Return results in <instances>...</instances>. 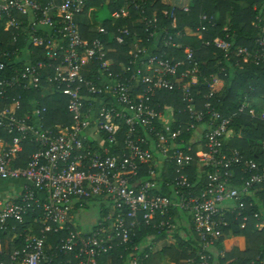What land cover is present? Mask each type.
Here are the masks:
<instances>
[{
	"label": "built area",
	"instance_id": "2783aa9c",
	"mask_svg": "<svg viewBox=\"0 0 264 264\" xmlns=\"http://www.w3.org/2000/svg\"><path fill=\"white\" fill-rule=\"evenodd\" d=\"M46 1L0 0V23L10 35L0 45V181L25 184L17 199L0 203V231L8 221L22 223L34 212L41 214L42 225L39 236L28 235L25 247L11 254L8 264H109L114 246L128 243L140 222L149 226L156 217H165L154 227L173 230L172 208L187 216L203 252L211 251L227 229L245 230L251 224L263 230L264 166L227 146L235 137L230 125L236 117L264 121V99L259 115L248 99L225 114L215 107L222 95L216 88L222 82L218 76L206 81V95L194 93L200 72L191 49L183 48L182 60L165 56L167 49L182 48L174 37H194L224 52L225 61L239 59L234 67L264 68V34L249 51L232 48L227 27L222 28L225 39H202L206 25H216L215 16L201 15L197 27L174 37L150 21L145 31L155 37L154 50L141 47L133 35L129 59L114 72L109 56L114 50L105 28H94L91 41L80 35L75 18L83 12L84 0ZM175 8L188 12V7L177 6L164 12L173 27ZM127 15L122 8L111 19ZM259 22L264 23V16ZM24 32L28 45L41 50L36 62L31 61L33 52L24 49ZM117 32L131 36L127 30ZM114 40L123 42L119 36ZM161 91L180 93L183 109L177 115L172 107L155 102ZM29 92L39 93V99L24 104ZM55 95L67 100L69 124L46 125L48 110L40 100ZM25 145L35 150L24 162ZM166 163L173 165L171 181ZM192 164L197 167L194 183L189 179ZM144 169L148 180L140 178ZM160 174L166 176L162 185L170 195L158 193ZM95 200L109 206V212L95 229L85 231L74 220ZM60 232L66 234L56 247L61 254H46L47 236ZM152 249L134 246L128 264L148 262ZM60 255L70 258L62 261ZM208 259L202 255L197 264H208Z\"/></svg>",
	"mask_w": 264,
	"mask_h": 264
},
{
	"label": "trees",
	"instance_id": "16d2710c",
	"mask_svg": "<svg viewBox=\"0 0 264 264\" xmlns=\"http://www.w3.org/2000/svg\"><path fill=\"white\" fill-rule=\"evenodd\" d=\"M45 3L46 0H40ZM58 3L62 0H56ZM83 12L78 15L75 20L82 17L90 9H93L94 21H99V13L105 10L107 18L100 21V24L105 28L108 36L109 47L114 49V53L110 54V58L117 64L127 62L129 46L133 43V37L138 36L140 46L146 47L149 51H153L155 37H149L145 31L149 26V22L155 21L154 26L167 30L169 36L174 37L177 32L184 29H194L199 25V17L215 16L217 17L216 25L210 27L206 25L207 32L203 33L202 39L212 42L216 37L225 39V33L222 32L223 27H227L232 48L241 46L246 47L249 51L254 50V42L260 34H264V23L259 22L264 16V0H191L188 6V12H183L175 8V22L174 27L172 21L164 15V12H169L174 6L171 0H84ZM126 8L128 15L118 19H111V15ZM76 22V21H75ZM3 24L0 23V45H4L10 38L8 33L3 32ZM86 28L80 29V35L84 41H91L96 37L95 33L88 31ZM118 30H127L130 37H124L118 34ZM164 32V31H163ZM134 35V36H133ZM183 35V34H182ZM122 38V43L119 45L115 42L116 37ZM28 36L24 32V49L28 52H33L32 61L36 62L39 59L41 50L29 46L26 41ZM114 38V39H113ZM173 41L180 43L182 48L180 50L167 49L166 58L174 57L175 61L182 60L185 56L184 47H188L194 53V58L199 64L198 84L193 87V91L200 92L201 95H206L209 92V86L206 81L211 82V77L218 76L223 83L222 90L218 93L220 95V105H215L216 109L223 111L225 114L234 112L236 107L241 105L245 100L262 98L264 99V68L254 66L253 64H239L234 67L235 61H239L235 57H231L227 61L224 59V52L216 49L213 45L205 47L201 40L194 37L180 36L173 38ZM19 45H23V41H19ZM18 45V46H19ZM142 55V54H140ZM240 62V61H239ZM230 65V66H229ZM117 72V66L113 68ZM24 104L32 99H39L37 92L26 93ZM156 103L160 107H172L174 113L177 115L179 110L183 109L181 96L178 91L167 92L161 91L154 97ZM247 100V101H248ZM41 104L48 110L46 114V125L54 124H69L70 118L66 112V98L55 95L49 99L40 100ZM26 106V105H24ZM252 105L250 104V107ZM29 110V107L24 110ZM257 115H259V108H253ZM175 124L170 126L171 129ZM234 133V138L228 142L227 148L237 149L246 158L253 159L255 162L264 166V121L258 119H251L249 116H239L233 120L230 125ZM186 139L187 136L185 135ZM35 150V147L30 145L24 146V152L21 155L24 162L28 155ZM166 165H168L166 163ZM168 181L173 179V165L169 164ZM172 172V173H171ZM161 175V174H160ZM159 185L162 187L159 190L160 195H170V189L162 185L166 181V176L161 175ZM197 175V167L192 164L189 179L194 183ZM140 178L148 180L145 169L142 171ZM97 203L99 200H95ZM101 208L97 211V220L91 229H95L98 223L103 221V218L109 212V206L105 208V203H101ZM171 217L170 223L175 226L173 230L159 229L157 224L165 217H156L153 224L147 226L140 222L139 227L133 232L128 243L120 246L116 244L110 252L108 260L109 264H128L127 254H130L134 246H142L146 243L149 237L155 238L156 241L163 240L167 233L173 234L174 244L163 246L155 253L148 262L144 264H186L188 261L197 264L200 262L202 255L209 256L208 264H262L264 261V229L257 231L248 224L245 230L238 228L227 229L224 231V238L215 243L212 250L203 252L198 238L194 235L192 227L189 222H185L188 228L180 227L177 223L181 221L182 215L177 209L172 208L169 212ZM139 221L141 218L139 217ZM42 229L41 214L39 212L30 213L23 218L22 223L15 221H8L5 230L0 231V262L3 260L4 254H11L14 251H21L25 247V240L28 235L39 236ZM4 231H10L16 234L13 240V251L9 253V245L4 240ZM179 231L181 234H179ZM182 233L184 234L183 236ZM65 233L49 234L45 242L46 254H61L56 252V247L60 245L61 240L65 238ZM227 237H239L243 240V248L232 247L228 252L224 251V240ZM50 247V249H48ZM221 253H223L221 256ZM121 256V258H120ZM68 255H60L59 260H67ZM107 262V259H104ZM103 264V263H102Z\"/></svg>",
	"mask_w": 264,
	"mask_h": 264
},
{
	"label": "crops",
	"instance_id": "0c3cea01",
	"mask_svg": "<svg viewBox=\"0 0 264 264\" xmlns=\"http://www.w3.org/2000/svg\"><path fill=\"white\" fill-rule=\"evenodd\" d=\"M171 3L174 5V6H177L179 8H184V7H188L191 3V0H171ZM93 11V9H90L86 14H84L82 17L78 18L76 21V23L78 24L79 26V30L82 29V28H86L90 31V32H93L94 28L98 27V26H102V24H100V22L98 21H94V18H93V14H91V12ZM218 38V37H217ZM7 43V42H6ZM180 44V43H179ZM112 49V48H110ZM114 50V49H112ZM170 50V49H169ZM112 60V59H111ZM32 61V60H31ZM114 63V62H113ZM216 88L217 90H221L223 88V83L220 81L217 85H216ZM53 97V96H52ZM52 97H48L47 99L49 98H52ZM249 104H251L252 108H259L261 109L262 105H263V100L262 98H256V99H250L249 98ZM25 108H27V106H25ZM12 183V186H11V189L7 188L5 185L7 184L6 181H0V203L4 202V201H7V200H14V199H17L22 191V188H23V184L22 182H18V181H10ZM101 208V205H99L98 203H89L86 207V210L89 211V210H93L94 214H95V211H96V214H97V211H99V209ZM86 210L84 212H86ZM82 212V213H84ZM82 213L79 215L78 217V221L81 222V229L83 228L82 227V223L84 222H90L92 220H90L88 217L85 218V217H82ZM94 214H91V215H94ZM95 219H94V224L97 220V215H95ZM185 222H188V218L187 216H184L182 215V219L181 221H178L177 223L180 225V227H185V228H188L186 225H185ZM94 224H91L90 227H87V228H84L85 231H89L90 228L94 225ZM5 234H4V240H6L8 243H10L9 245V253H11L13 251V245H12V242L13 240H15V238L17 237L16 234L10 232V231H4ZM179 234H181V232L179 231ZM184 234L182 233L181 236H183ZM184 237V236H183ZM152 245L153 249H152V257L155 255V253L157 251L160 250L161 247H163L164 245L165 246H168V245H173L174 244V239H173V234L171 232L167 233L166 237L163 239V240H159V241H156L155 238L153 237H149L148 241L145 243V245ZM229 244V247H226V245ZM223 247H224V251L223 252H228L230 249H232V247H238L240 249L243 248V240L239 237H227V239L224 240V244H223ZM0 248H1V245H0ZM1 250V249H0ZM15 252V251H14ZM14 252H12L11 254H13ZM11 254H4L2 255L3 257V260L0 262V263H3V264H8L9 263V256ZM223 253H221V256Z\"/></svg>",
	"mask_w": 264,
	"mask_h": 264
},
{
	"label": "rangeland",
	"instance_id": "374dc122",
	"mask_svg": "<svg viewBox=\"0 0 264 264\" xmlns=\"http://www.w3.org/2000/svg\"><path fill=\"white\" fill-rule=\"evenodd\" d=\"M107 18V13H106V11L105 10H102L100 13H99V22L100 21H102V20H105ZM6 187L7 188H9V189H11V186H12V183L10 182V181H6ZM91 214H94V212H93V210H89V211H86V212H84V213H82V217H85V218H89L90 220H92V221H90V222H84V223H82V227L83 228H87V227H90V225L91 224H94V219H95V215H97L96 214V211H95V214L94 215H91ZM74 223L76 224V225H78V226H80L81 227V222L80 221H78L77 219H75L74 220ZM226 247H229V244L228 245H226Z\"/></svg>",
	"mask_w": 264,
	"mask_h": 264
}]
</instances>
